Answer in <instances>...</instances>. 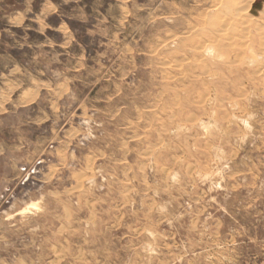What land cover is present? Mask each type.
I'll return each mask as SVG.
<instances>
[{
	"label": "rangeland",
	"instance_id": "1",
	"mask_svg": "<svg viewBox=\"0 0 264 264\" xmlns=\"http://www.w3.org/2000/svg\"><path fill=\"white\" fill-rule=\"evenodd\" d=\"M263 33L264 0H0V264H264Z\"/></svg>",
	"mask_w": 264,
	"mask_h": 264
},
{
	"label": "bare ground",
	"instance_id": "2",
	"mask_svg": "<svg viewBox=\"0 0 264 264\" xmlns=\"http://www.w3.org/2000/svg\"><path fill=\"white\" fill-rule=\"evenodd\" d=\"M245 26H248V25H245ZM254 26V25H253ZM256 26V28L258 29H260L261 27H259V25H255ZM255 26H254V28H255ZM243 28H245L244 26H243ZM258 29V30H259ZM244 30V29H243ZM246 32H247V30H245ZM243 34H244V32H242ZM247 33H249V32H247ZM257 34V33H256ZM260 34H261V32H260ZM259 34V35H260ZM245 35V34H244ZM244 35H243V37H244ZM246 36V35H245ZM229 37V36H228ZM257 38H258V36H256ZM256 37H255V39H256ZM254 39V40H255ZM259 39V43H260V48L262 49V51L264 50V33H263V35L261 36L260 35V37L258 38ZM250 50H252V49H250ZM261 51V50H260ZM262 51H261V53H262ZM254 53V52H253ZM242 59V58H241ZM209 69V68H208ZM210 70V69H209Z\"/></svg>",
	"mask_w": 264,
	"mask_h": 264
}]
</instances>
